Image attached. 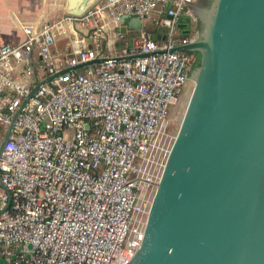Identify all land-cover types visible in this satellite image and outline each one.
<instances>
[{"label":"built area","instance_id":"2783aa9c","mask_svg":"<svg viewBox=\"0 0 264 264\" xmlns=\"http://www.w3.org/2000/svg\"><path fill=\"white\" fill-rule=\"evenodd\" d=\"M123 14H138L143 29L109 37L110 21ZM183 14L193 15L186 0H97L82 15L37 32L26 25L23 41L0 45V141L31 91L36 51L46 77L108 55L42 84L17 116L0 156V264L129 262L121 245L141 188L127 183L129 169L196 63L191 51L159 52L195 37V27L182 33ZM59 36L69 37L67 54L52 52ZM1 182L11 193L5 209L10 196Z\"/></svg>","mask_w":264,"mask_h":264},{"label":"water","instance_id":"95a60500","mask_svg":"<svg viewBox=\"0 0 264 264\" xmlns=\"http://www.w3.org/2000/svg\"><path fill=\"white\" fill-rule=\"evenodd\" d=\"M95 1L66 0L65 13L82 15ZM186 1L193 15H181L178 25L188 33L199 19L195 37L159 52L198 51L199 60L129 169L127 183L141 188L121 250L126 264H264V0ZM118 21L121 31L132 28L129 36L143 29L138 14ZM107 58L63 68L32 88L0 141V156L42 84Z\"/></svg>","mask_w":264,"mask_h":264},{"label":"crops","instance_id":"0c3cea01","mask_svg":"<svg viewBox=\"0 0 264 264\" xmlns=\"http://www.w3.org/2000/svg\"><path fill=\"white\" fill-rule=\"evenodd\" d=\"M65 4L66 0H0V45L23 41L27 35L24 29L26 25H31L37 32L45 22L55 21L65 16ZM148 23L151 25L150 22ZM73 25L83 33L89 32V28L85 27L80 20L74 21ZM110 25L108 35L115 38L118 27L122 25L119 21L114 20L110 21ZM128 30L130 31L132 28L128 27ZM121 42L120 38L115 39V47L118 51L124 47L123 45L118 46ZM69 46V37L59 36L52 52L58 55L67 54ZM103 50L105 54L111 53L107 46ZM33 60L36 70L32 78L31 89L44 80L48 72L40 64L38 51L34 53Z\"/></svg>","mask_w":264,"mask_h":264},{"label":"flooded vegetation","instance_id":"af4514ba","mask_svg":"<svg viewBox=\"0 0 264 264\" xmlns=\"http://www.w3.org/2000/svg\"><path fill=\"white\" fill-rule=\"evenodd\" d=\"M196 18H194L193 17V19L190 21V23H189V25H188V28H189V30L191 31L194 27H196L194 24L196 23V22H198V25H199V19H196ZM195 20V21H194ZM191 52H193L194 53V55H195V57H196V60L198 61L199 60V52L198 51H191Z\"/></svg>","mask_w":264,"mask_h":264},{"label":"rangeland","instance_id":"374dc122","mask_svg":"<svg viewBox=\"0 0 264 264\" xmlns=\"http://www.w3.org/2000/svg\"><path fill=\"white\" fill-rule=\"evenodd\" d=\"M196 20V19H195ZM194 20V21H195ZM195 26H196V29L198 28L197 26H198V22H196L195 24H194ZM149 26V28H153V26L152 25H148ZM118 46H121V44H118Z\"/></svg>","mask_w":264,"mask_h":264},{"label":"trees","instance_id":"16d2710c","mask_svg":"<svg viewBox=\"0 0 264 264\" xmlns=\"http://www.w3.org/2000/svg\"><path fill=\"white\" fill-rule=\"evenodd\" d=\"M195 28H196V27H195ZM195 28H194V29H195Z\"/></svg>","mask_w":264,"mask_h":264}]
</instances>
